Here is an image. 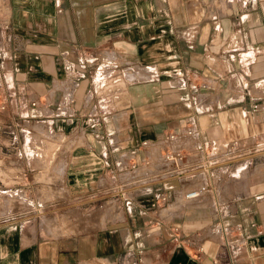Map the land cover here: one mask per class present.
Masks as SVG:
<instances>
[{
    "label": "crops",
    "instance_id": "0c3cea01",
    "mask_svg": "<svg viewBox=\"0 0 264 264\" xmlns=\"http://www.w3.org/2000/svg\"><path fill=\"white\" fill-rule=\"evenodd\" d=\"M0 264H264V0H0Z\"/></svg>",
    "mask_w": 264,
    "mask_h": 264
},
{
    "label": "built area",
    "instance_id": "2783aa9c",
    "mask_svg": "<svg viewBox=\"0 0 264 264\" xmlns=\"http://www.w3.org/2000/svg\"><path fill=\"white\" fill-rule=\"evenodd\" d=\"M32 104H35V103L32 102ZM185 133L191 136L193 134V131L190 128H187L185 130ZM175 136L176 134L173 132H168L165 134V138L168 140L174 139ZM149 143L150 142L147 140H142L140 145L141 147H146L149 145ZM160 155H161V158L165 162L172 164L174 167H177L179 174H183L184 172H186L187 164H188V155L182 150L177 149V148H166L161 151ZM220 157L221 155H219L217 150L212 149L207 153L205 161H204L205 163L200 164L199 167L201 165L207 166V165L213 164L217 162L218 160H220ZM141 163L143 167H149L151 165V162L147 156L143 157V159L141 160ZM130 168L133 170H136L137 163L136 162L131 163ZM206 187L207 186L205 184H199L194 187H189L184 193V198L190 199V200L197 199L203 194V192L206 190ZM161 200H165V198L161 196Z\"/></svg>",
    "mask_w": 264,
    "mask_h": 264
},
{
    "label": "bare ground",
    "instance_id": "6f19581e",
    "mask_svg": "<svg viewBox=\"0 0 264 264\" xmlns=\"http://www.w3.org/2000/svg\"><path fill=\"white\" fill-rule=\"evenodd\" d=\"M51 224V223H50Z\"/></svg>",
    "mask_w": 264,
    "mask_h": 264
}]
</instances>
